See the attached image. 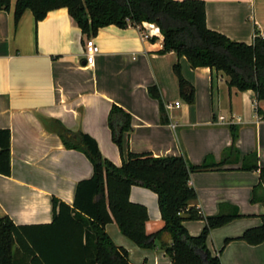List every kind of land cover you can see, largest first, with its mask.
<instances>
[{
	"label": "crops",
	"instance_id": "obj_1",
	"mask_svg": "<svg viewBox=\"0 0 264 264\" xmlns=\"http://www.w3.org/2000/svg\"><path fill=\"white\" fill-rule=\"evenodd\" d=\"M208 26L235 41L252 43L256 31L264 33V0H205ZM15 0L8 11L0 10V128L10 129L11 175L0 173V215L17 225L32 226L53 221V197L72 204L76 184L93 175L88 156L64 146L55 132L46 129L48 119H58L73 131L93 136L100 152L116 165L128 152H151L156 156L185 155L194 164L208 155L223 168L194 172L190 185L204 216L225 213L232 206L241 217L210 231L209 248L219 253L228 237H238L249 227L260 226L264 202H253L259 172L242 169L245 155L256 152L264 166V119L252 90L231 87L228 77L210 67L193 68L186 57L174 51L161 53L163 35L142 39L137 26H103L93 36L100 45L94 65L85 63V41L89 35L78 27L66 7L51 10L37 21L26 9L15 23ZM181 73L195 86V101L180 95ZM156 85L169 123H162L159 102L149 95ZM180 106H176V102ZM114 104L132 115V130L124 132L123 152L114 143L108 113ZM171 123H175L173 127ZM239 126L236 148L240 158L228 157L232 144L229 125ZM264 188L258 187L262 196ZM130 200L145 204L149 212L147 230L164 225L156 192L133 186ZM192 235L199 234L205 221H185ZM106 229L112 240L125 247L133 264H174L163 244L171 245L163 232L154 248H143L124 235L114 221ZM223 264H264V243L230 241L220 252Z\"/></svg>",
	"mask_w": 264,
	"mask_h": 264
},
{
	"label": "trees",
	"instance_id": "obj_2",
	"mask_svg": "<svg viewBox=\"0 0 264 264\" xmlns=\"http://www.w3.org/2000/svg\"><path fill=\"white\" fill-rule=\"evenodd\" d=\"M13 0H0L6 10ZM66 7L82 31L95 36L107 25L127 27L154 23L163 35L161 53L176 52L186 57L193 68L210 67L224 73L228 83L239 91L252 90L258 102L264 100V37L258 30L252 43L235 41L211 29L206 22L205 0H15V23L26 9L34 12L37 21L54 9ZM174 71L179 79L180 95L187 103L195 101V86L183 77L181 63ZM149 95L159 102L162 123H169L166 106L156 85ZM264 119V109L257 107ZM108 125L114 143L123 152L124 132L132 130V115L114 104L108 113ZM46 129L57 133L64 146L84 152L94 173L76 184L72 204L53 197L54 218L49 224L17 225L8 215H0V264H133L128 250L112 240L106 226L117 223L120 231L138 246L154 248L163 232L171 235L172 244H163L174 264H223L221 250L232 240L241 239L251 245L264 243V214L260 226L247 228L238 237H228L219 253L209 248L210 231L241 217L232 206L227 213L204 216L197 207L198 193L190 185L194 172L223 168L229 158L216 161L208 155L194 164L185 155L156 156L151 152H128L118 166L100 152L96 139L85 131H73L58 119H48ZM232 144L225 148L228 157L240 158L236 148L239 126L231 123ZM12 136L10 129L0 128V173L11 175ZM242 169L258 171L259 185L251 201L264 202V166L256 152L243 157ZM156 192L164 225L154 232L147 230L149 212L145 204L130 200L133 186ZM202 219L205 225L197 234H190L185 221Z\"/></svg>",
	"mask_w": 264,
	"mask_h": 264
},
{
	"label": "built area",
	"instance_id": "obj_3",
	"mask_svg": "<svg viewBox=\"0 0 264 264\" xmlns=\"http://www.w3.org/2000/svg\"><path fill=\"white\" fill-rule=\"evenodd\" d=\"M144 29L140 25L137 27L140 30L141 38L147 39L150 38L151 35L158 34L160 35V28L156 26L154 23H143ZM261 36L264 37V33H261ZM85 63L88 65H94V61L96 59V56L100 52L101 48L100 45H98L95 42V39L93 36H89L85 41ZM176 106H180V102L175 103ZM166 109L171 108L172 104L165 105ZM173 127L176 126L175 123H171Z\"/></svg>",
	"mask_w": 264,
	"mask_h": 264
}]
</instances>
